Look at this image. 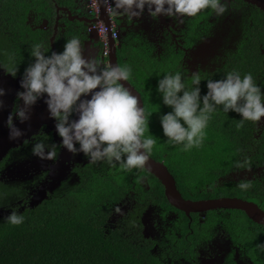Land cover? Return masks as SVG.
Segmentation results:
<instances>
[{
  "label": "flooded vegetation",
  "instance_id": "obj_1",
  "mask_svg": "<svg viewBox=\"0 0 264 264\" xmlns=\"http://www.w3.org/2000/svg\"><path fill=\"white\" fill-rule=\"evenodd\" d=\"M49 1H53L50 10L45 9ZM71 3V5L59 6L61 3H57L56 0H41L37 10L36 7L27 10L23 25L14 27L11 24L10 27L6 24L5 29L0 32V89L4 91V95L0 96V113L6 119L12 114L14 126H16L15 123L20 122L14 114L15 109L24 107L23 101L17 97L18 92L24 91L20 87V81L25 69L34 62L30 51L31 46L36 43H43L49 50L46 55H50L52 52L63 51L65 41L72 36H79L83 40L85 58L92 55L104 62L123 64L131 63V59L138 57L140 61L148 62L144 65L145 72L155 74L148 79H158L160 76L162 79L164 72L181 71L185 77L184 81H187V78L194 74L212 77V74L218 72L219 69L228 67L230 62L235 65L250 64L247 62L250 50H244L246 45L242 33L245 29L244 37L248 40L246 34L248 27L257 36L264 32V12L247 0H222V3L227 5V11L222 16H216L206 10L194 18L164 15L153 18L146 7L143 14L138 18L133 17L132 21H127L123 17L114 18L111 15L116 33L113 40L115 46L117 45L115 62L111 56V46L109 54L107 55V51L104 54L102 42L94 25L98 20L93 15L88 0H72ZM243 12H246L248 23L242 28L241 23L245 21L240 20V17ZM239 21L237 31L240 36L233 32ZM30 31L33 35H30ZM235 36H238L237 41H239L229 44L231 51L213 58L215 64L221 62V65H217L215 69L209 70L207 63L194 62L193 54H197L200 45L208 43L214 46L212 53L216 51L218 54L229 39L233 42ZM258 48L261 62H263L264 47L258 44ZM227 61L229 63L225 65ZM15 66L17 71L13 76L11 72ZM131 79L133 80L129 82L139 92L142 106L145 109V102L149 95L143 92V88L137 87V85L144 84V80L136 79L134 74ZM120 83L122 84V81ZM46 99V94L37 99L41 107L35 110L39 114V118H35L36 131L32 130L30 134L22 135L23 139L8 148L0 158V193L5 196L4 203L7 205L0 207V220L10 214L12 207H16L19 213H26L42 202L38 199L47 197L46 200H48L51 196L64 193L78 184L81 177L89 175L92 178L93 174L110 169L103 164H88V158L83 153L73 154L60 146L61 138L56 132L55 120L44 115L48 111ZM81 99H90V94L88 97L82 96ZM77 118L76 114L71 117L73 120ZM261 120L255 126L257 132L264 127V118ZM23 123L27 124L28 119ZM19 130L22 132L24 128L21 127ZM8 131L10 132L9 128ZM37 139L45 140L48 145L57 146L58 153L54 161L33 155L32 148ZM76 147L79 146L76 145ZM175 147L168 144L165 151L159 153L156 150L150 156L158 162L161 161L173 177L170 162L173 164L176 162ZM184 162L188 163L185 158ZM245 168L248 169L232 168L226 174L219 176L220 183L258 180L264 185V160L260 165L245 166ZM144 171L148 172L146 169L138 171L135 185L128 188V191L122 194L118 201L116 199L110 201V212L106 225L104 224L108 227L106 230L124 228L126 220H136L135 225L137 226L138 218V230L144 238L155 241L154 252L162 264H209L210 259L215 258L218 261L220 256L223 257L221 264H235L232 260L234 249L242 251L244 256L249 257L246 253L247 246L243 242L257 235L260 229L264 230V226L253 222L238 209L201 207L193 211L186 207L177 208L167 198L168 204L165 203L166 208L161 213L163 209L157 206L158 203L157 200L155 201L151 186L158 184L163 191L165 187L154 175L150 173L154 177L151 179V176ZM242 175L244 176L241 177ZM177 190L180 192L178 188ZM186 191L180 194L191 202L232 197H212V189L205 184H202V187H199L195 193L190 190ZM43 192L46 193L44 196H42ZM245 200L255 202L264 210L262 199L252 197V199L246 198ZM117 208L119 212L115 211ZM150 210L156 212L158 216L144 219L145 214ZM229 213H237V215L233 216ZM193 224H195L194 227ZM145 225H150L149 236L143 233ZM195 230L198 233H204L197 241L192 237V232ZM160 239L165 240V245Z\"/></svg>",
  "mask_w": 264,
  "mask_h": 264
},
{
  "label": "clouds",
  "instance_id": "obj_2",
  "mask_svg": "<svg viewBox=\"0 0 264 264\" xmlns=\"http://www.w3.org/2000/svg\"><path fill=\"white\" fill-rule=\"evenodd\" d=\"M100 1L112 17H123L127 21L140 17L146 7L153 18L159 15L194 18L206 10L222 16L227 11V5L222 0H98L99 5ZM100 10L97 20L108 25L111 16L104 7L109 19L107 23L101 18V5ZM109 33L107 55L111 38H115ZM263 36L264 32L257 36L256 53H259L258 44L264 47ZM243 39L247 41L244 35ZM48 52L43 43L31 46L30 56L34 62L25 69L20 81L24 91L18 92L17 97L23 101L24 107L15 109L17 119L21 122L27 120L28 109L46 94L45 103L50 117L56 122L61 147L73 154L83 153L88 158V164H103L113 169L118 166L126 172L144 170L157 139L149 132L151 114L146 115L144 106H138L140 97L120 83L129 82L133 67L127 62H104L92 55L85 58L83 40L79 36L66 40L63 51L46 55ZM16 71L15 66L11 74L15 76ZM193 77L191 86L186 85L181 71L164 72L163 78L158 80L156 91L163 105L171 109L159 117L163 136L169 145L179 146L185 152L201 147L214 114L221 111L226 116L229 111L240 115L237 128H243L246 122L256 125L264 118V93L251 72L242 74L233 69L222 79H207V92L203 96L199 87L201 78L197 74ZM89 94L90 99H81ZM2 95L4 91L0 89ZM73 114L78 118L71 119ZM6 126L10 130V139L23 135L13 125L12 114ZM32 153L41 159L54 161L58 148L37 139ZM235 167L248 169L244 161H237ZM236 187L241 192H247L253 185L251 181L241 180ZM46 198L43 197L41 203ZM4 200L5 196L0 193V207L7 206ZM115 211L120 210L117 208ZM25 219L23 213L12 207L4 222L20 226ZM260 251H264V246L260 247Z\"/></svg>",
  "mask_w": 264,
  "mask_h": 264
},
{
  "label": "trees",
  "instance_id": "obj_3",
  "mask_svg": "<svg viewBox=\"0 0 264 264\" xmlns=\"http://www.w3.org/2000/svg\"><path fill=\"white\" fill-rule=\"evenodd\" d=\"M40 2L41 0H0V32L5 29L6 24L10 27L11 24L14 27L23 25L27 10L32 7L37 10ZM248 29L244 50H250L247 61L250 64L242 63L240 66L230 62L228 67L219 69L212 77L199 76L201 96L207 92V79H222L233 69L242 74L251 72L261 85L262 93L264 92V61L261 62L259 53L255 50L257 35L249 27ZM30 35H33L32 31ZM127 63L133 67L136 79L144 80V84L137 87L143 88V92L149 95L145 110L146 115L151 114L149 132L157 139L152 154L156 150L161 153L166 150L168 143L158 118L171 111L163 105L156 91L158 80L162 76L148 79L155 74L145 72L144 65L148 62L140 61L138 57ZM228 63L229 61L225 65ZM193 78H187L184 81L186 85L191 86ZM239 119L240 115L232 111L227 116L223 112L214 114L201 147L187 152L182 151L179 146L175 147L174 157L177 163L170 162V170L180 192L190 190L195 193L205 184L212 189V197H255L262 199L264 206V185L258 180L251 181L253 187L247 192H241L236 187V182L221 184L219 181V176L234 168L237 161H244L245 166H255L264 160V127L257 132V124L246 122L243 128H237ZM184 158L188 163L184 162ZM138 171L140 170L126 172L117 166L114 170H101L100 173L93 174L92 178L89 175L81 177L78 184L64 193L53 195L36 208L23 213L26 218L24 224L12 226L4 222L5 218L0 220V264H162L154 252L155 241L144 238L138 230V218L137 226L136 220H126L124 228L106 230L108 227L104 226L110 212V201H118L128 188L135 185ZM144 173L150 175L149 172ZM151 187L157 206L163 209V213L167 203L164 191L158 184ZM197 230L192 232L195 241L204 234ZM253 236L243 242L247 246L246 253L255 264H263L264 251H260V247L264 246V230L260 229ZM160 240L165 245V240Z\"/></svg>",
  "mask_w": 264,
  "mask_h": 264
},
{
  "label": "water",
  "instance_id": "obj_4",
  "mask_svg": "<svg viewBox=\"0 0 264 264\" xmlns=\"http://www.w3.org/2000/svg\"><path fill=\"white\" fill-rule=\"evenodd\" d=\"M247 1L255 4L256 6H258L260 9L264 11V0H247ZM100 5H101L102 13H103L101 15V18L103 20L106 19L105 21L108 23V20H109L108 15L104 12V7L101 1H100ZM109 34L111 35V33ZM110 44L112 48L111 56H113V60H115L116 62V54H115L116 46L113 41V38H111ZM122 84L128 87L129 89H131L133 94H136L138 97H140L139 92L128 81L127 82L122 81ZM138 106H142L141 97L138 100ZM38 107H41L40 101L39 102L36 101L35 104H33V106L27 112V115H28L27 124L23 123L24 121L15 123L16 128H19V129L21 127L24 128V130L22 131L23 136L30 134L32 130L34 132L36 131L37 128L35 127L37 126V122H35V118H39L38 117L39 114L37 111L35 112V110H37ZM44 115H46L47 117H50L49 111H47V113H45ZM5 119L6 117H3L0 113V158L6 153L8 148L16 145L17 142H20L23 139V136H20L17 139H10V136H9L10 132L8 131L7 126H5ZM145 169L149 173L154 175L164 185L165 187L164 194L166 198L168 199V201L174 205L178 204V205H181L193 211L199 210L201 209V207H208L212 209L214 208L238 209V210L243 211L248 216V218H250L253 222L264 226V210H262L253 201L245 200V199L238 198V197H219V198H214V199L204 201V202H200V201L191 202L181 196L180 192L176 188L174 177L172 176V174H170V172L167 170L164 164L150 157V160L148 161V164L146 165ZM45 194L46 193L43 192L42 196H44ZM41 200L42 199H38V201H41Z\"/></svg>",
  "mask_w": 264,
  "mask_h": 264
},
{
  "label": "rangeland",
  "instance_id": "obj_5",
  "mask_svg": "<svg viewBox=\"0 0 264 264\" xmlns=\"http://www.w3.org/2000/svg\"><path fill=\"white\" fill-rule=\"evenodd\" d=\"M240 20L245 21V22L241 23V26L243 28V26H245L248 23V20H246V12H243L242 13V15L240 17ZM239 23H240V21L238 22V24L236 25V27H235V29L233 31L234 33H238V35H239V32L237 31V28H238ZM244 31H245V29H244ZM244 31L242 33V37L244 35ZM237 38H238V36H235L233 42L229 39V41L222 46V48H221V50L219 51L218 54H216V51L212 53V48L214 46H212V45H210L208 43H205V44L200 45L197 54H193V60H194V62L201 63V64L207 63L206 66L209 68V70L215 69V67H217V65H221V62L218 63V64H215V60H213V58L214 57H218L220 55L223 56L225 52L231 51L229 44L230 43H237L239 41V40L237 41ZM239 39H240V37H239ZM232 51H234V50H232ZM236 51H237V49H236ZM211 60H213V61L211 62ZM150 65H151V61H150ZM243 176L244 175H242L241 177H243ZM229 214H231L233 216H236L237 215V213H235V214L234 213H229ZM157 216L158 215L156 214V212L150 210V211H148L145 214L144 219L145 218L150 219V218H154V217H157ZM149 228H150V225H148V226L145 225V230L143 231V233H144L145 236H149V234H148V229ZM232 252L234 254V257L232 258V260H233V262L235 264H253L250 261V258L249 257L243 255L242 251H239L237 249H234V250H232ZM222 259H223L222 256L219 257V260L218 261L215 258L210 259L209 260V264H221L223 262Z\"/></svg>",
  "mask_w": 264,
  "mask_h": 264
},
{
  "label": "built area",
  "instance_id": "obj_6",
  "mask_svg": "<svg viewBox=\"0 0 264 264\" xmlns=\"http://www.w3.org/2000/svg\"><path fill=\"white\" fill-rule=\"evenodd\" d=\"M88 4L91 7V11H92L93 15L96 18H98L100 16V13H101L100 5L98 4V0H88ZM104 7H105V11L108 13V15L111 16L107 7L106 6H104ZM94 25L98 31V35H99V38L102 42L103 51L105 54L107 51V48H108V32L110 31L113 37L116 36L112 18H111L110 23L108 25H106L101 20H98Z\"/></svg>",
  "mask_w": 264,
  "mask_h": 264
},
{
  "label": "crops",
  "instance_id": "obj_7",
  "mask_svg": "<svg viewBox=\"0 0 264 264\" xmlns=\"http://www.w3.org/2000/svg\"><path fill=\"white\" fill-rule=\"evenodd\" d=\"M57 1V3H61L59 6H61V5H67V4H72L71 2H72V0H56ZM52 2L53 1H49L48 3H47V8H48V10H50V9H52V8H50V6H51V4H52ZM54 5H56V2H54ZM46 9V8H45ZM77 10V9H76ZM86 30H87V27H86ZM117 47V46H116ZM241 66V65H240ZM236 68H238V66H236ZM222 112V111H221ZM221 112H218V113H216V115H218V114H220ZM258 205V204H257Z\"/></svg>",
  "mask_w": 264,
  "mask_h": 264
}]
</instances>
